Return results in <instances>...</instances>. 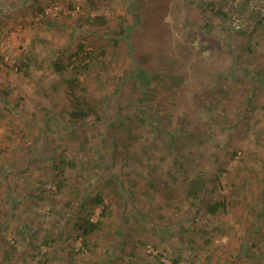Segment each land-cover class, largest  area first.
Masks as SVG:
<instances>
[{
  "label": "rangeland",
  "instance_id": "1",
  "mask_svg": "<svg viewBox=\"0 0 264 264\" xmlns=\"http://www.w3.org/2000/svg\"><path fill=\"white\" fill-rule=\"evenodd\" d=\"M204 1L0 0V264H264V0H213L211 28ZM75 73L97 108L78 127ZM59 151L76 166L58 194ZM197 172L215 213L186 194ZM96 191L86 240L72 212Z\"/></svg>",
  "mask_w": 264,
  "mask_h": 264
},
{
  "label": "trees",
  "instance_id": "2",
  "mask_svg": "<svg viewBox=\"0 0 264 264\" xmlns=\"http://www.w3.org/2000/svg\"><path fill=\"white\" fill-rule=\"evenodd\" d=\"M199 10L200 12H209V16L206 17V20H204V23L206 25H208V27L211 28L209 21H211L214 17H223L226 16L225 13L223 12L220 4H217L215 1L213 0H208V1H204L202 3H200L199 6ZM205 17V15H204ZM93 22H97V25H101V24H105L106 20L104 17H95L92 19ZM209 20V21H208ZM203 25V26H206ZM124 29L121 28V31H123ZM83 45L79 44L77 47L76 52L74 53L75 55L78 54H82L83 53ZM103 51V50H102ZM84 56V53H83ZM86 59H88L85 63L83 64H79L76 65V70L80 72V70H88L89 66H90V59L91 56L89 55L88 57L84 56ZM70 61H67L65 63V65H61L59 62H56L55 65H53L54 69H56L57 71L61 72L63 69H67L70 66ZM136 72V76H140L142 74V76H140V78H143V75H145L143 70H139L136 69V71H134V73ZM259 72V71H258ZM74 77H69V78H65V82L67 83V86L69 88V109L67 110L68 113V119L70 120L69 123L74 125L75 127H78L80 123H82L90 114H93L94 116L97 115V108L95 107V105L91 104L90 101L88 100V98L84 95V86L82 87L80 85V81L77 77V73H75ZM147 76V75H146ZM256 76V75H254ZM253 76V77H254ZM166 77V75H165ZM169 77V76H168ZM174 80L173 82L176 83L178 82L181 77L180 76H173ZM162 82V81H161ZM163 85L166 87L165 82L163 80ZM136 86V85H135ZM247 102H251V100H247ZM223 105H225V102H223V99H221L220 101V106L222 107ZM243 114V112H241ZM119 116V115H118ZM98 117V116H97ZM113 121H117L115 124L112 123ZM126 120H122L120 118L115 117L113 120H111V122L109 123V127H115V125H119L121 127H128L129 124L126 123ZM216 125V123H214ZM214 125V126H215ZM249 127V126H248ZM110 128V129H111ZM201 132H203L201 130ZM203 135V134H202ZM172 137H176V135L171 134ZM203 137L205 138V136L203 135ZM192 138H200V134L198 136L195 135H191L190 139ZM176 139V138H175ZM168 144H169V148L170 150H173L174 145H173V141H171V139H168ZM189 142V141H188ZM193 143V142H190ZM112 150H114V147L112 148ZM27 161L29 160V157H27ZM179 163V159L175 158L174 159V164H178ZM50 166L51 168L55 171V174L58 178V180L54 181L55 185H56V191L59 194L66 186V178H64L63 176V172H65V169L67 167L73 168L75 167V159L73 157H68L63 151H59L56 152V154L53 155V158L50 160ZM204 172H197L195 173L193 176H190L186 181H185V185H186V194L189 198H191L194 201H198V203L200 204H204L206 206V208H209L210 211H212L213 213L217 212L221 206L222 203L219 201H215L213 202V204H210V202L208 200H202L200 198V195H202L205 191L206 188H208L209 184L214 182V179L216 178V175H213V178H209L207 176L204 175ZM46 182H50V179H42L39 178L37 179V185L39 187H41L42 190H45L44 184ZM194 205L196 204L195 202L193 203ZM101 206V216L102 215H107L109 214V210L108 206L106 204H104L103 201V196L99 191H96V193L94 195H89V194H84L83 196H81L80 201L78 202V206L76 209V212H72L73 214L76 215V220L74 223V227L75 229L78 231V233H76V236H81L82 239H86V237L90 236L94 231H96L97 229H100L103 226V222L101 221V219H97V220H93L92 219V215L94 214V209L97 207ZM108 212V213H105ZM66 218V217H65ZM65 222L60 223L59 225H51L50 227L46 228L47 231L46 233H44L42 240L43 243H47L50 244V240H52V235H55V231H62L63 227H64ZM40 232V231H39ZM33 234H38V230H34ZM57 237V236H56ZM85 243V242H84ZM40 252V250H39ZM39 252H35L33 254H38ZM42 255V257H46L49 258V254L47 253H39ZM174 264H178L177 262H174Z\"/></svg>",
  "mask_w": 264,
  "mask_h": 264
}]
</instances>
